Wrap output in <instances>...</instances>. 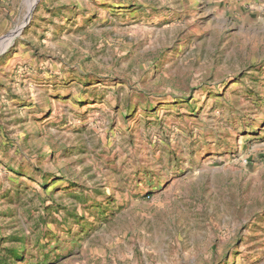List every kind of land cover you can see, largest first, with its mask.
<instances>
[{"label": "rangeland", "instance_id": "rangeland-1", "mask_svg": "<svg viewBox=\"0 0 264 264\" xmlns=\"http://www.w3.org/2000/svg\"><path fill=\"white\" fill-rule=\"evenodd\" d=\"M0 45V264H264V0H0Z\"/></svg>", "mask_w": 264, "mask_h": 264}, {"label": "bare ground", "instance_id": "bare-ground-1", "mask_svg": "<svg viewBox=\"0 0 264 264\" xmlns=\"http://www.w3.org/2000/svg\"><path fill=\"white\" fill-rule=\"evenodd\" d=\"M32 7V6H31ZM27 20V19H26ZM25 23V22H24ZM22 28V27H21ZM21 28L19 29V31H18V29L17 30H15V31H13V32H11L10 34H8V35H6V36H4V38H3V40H5V42H7L10 38L12 39L14 36H16L17 34H18V32H20V30H21ZM4 42V43H5ZM3 44V43H2ZM1 44V45H2ZM0 45V46H1Z\"/></svg>", "mask_w": 264, "mask_h": 264}]
</instances>
